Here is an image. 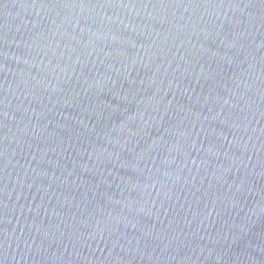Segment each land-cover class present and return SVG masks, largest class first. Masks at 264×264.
<instances>
[{
	"label": "water",
	"instance_id": "obj_1",
	"mask_svg": "<svg viewBox=\"0 0 264 264\" xmlns=\"http://www.w3.org/2000/svg\"><path fill=\"white\" fill-rule=\"evenodd\" d=\"M0 264H264V0H0Z\"/></svg>",
	"mask_w": 264,
	"mask_h": 264
}]
</instances>
